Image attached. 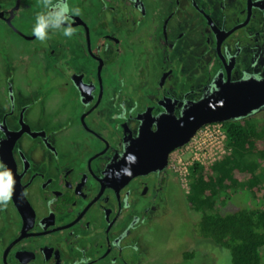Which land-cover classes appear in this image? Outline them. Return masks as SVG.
I'll return each mask as SVG.
<instances>
[{
  "label": "flooded vegetation",
  "instance_id": "obj_1",
  "mask_svg": "<svg viewBox=\"0 0 264 264\" xmlns=\"http://www.w3.org/2000/svg\"><path fill=\"white\" fill-rule=\"evenodd\" d=\"M68 3L75 35L40 42L42 0H0V264H162L173 154L208 119L264 115V0Z\"/></svg>",
  "mask_w": 264,
  "mask_h": 264
},
{
  "label": "trees",
  "instance_id": "obj_2",
  "mask_svg": "<svg viewBox=\"0 0 264 264\" xmlns=\"http://www.w3.org/2000/svg\"><path fill=\"white\" fill-rule=\"evenodd\" d=\"M221 124L228 153L210 165L194 162L189 166L185 204L199 214L193 232L209 245L224 248L230 264H263L264 209L242 206L221 212L238 189V193L244 188L264 197V171L258 172L260 162H264V115L258 121ZM195 252L187 250L183 258L191 259Z\"/></svg>",
  "mask_w": 264,
  "mask_h": 264
},
{
  "label": "rangeland",
  "instance_id": "obj_3",
  "mask_svg": "<svg viewBox=\"0 0 264 264\" xmlns=\"http://www.w3.org/2000/svg\"><path fill=\"white\" fill-rule=\"evenodd\" d=\"M188 154L189 153H186L184 147L173 154L175 159V169L178 175V171L182 169L184 162L189 158ZM180 159L181 161L178 163V160ZM263 171L264 162H260L258 172L262 173ZM183 188L186 189V185H183ZM241 191V193H238V189L234 192L236 193L235 198L231 200L232 202H230V204L224 208L225 211L221 213H229L242 206L264 209V197L261 196V193L253 194L247 192L244 188ZM181 211L182 212L179 213V216L175 217L174 214L173 218L164 220L160 235L161 238L157 244V248L159 246L161 251L164 249V239H166V246L170 245L171 247L168 249L170 251L167 250V253L163 254L162 264H230V256L224 248L222 249L217 245H209L211 243L208 244V241L203 240L193 232L192 225L199 219V214L194 210L189 209L186 204L181 205ZM187 250L196 251L194 257L188 260L183 258V253ZM164 252L166 251L164 250ZM263 252L264 248L260 250L262 263L264 264Z\"/></svg>",
  "mask_w": 264,
  "mask_h": 264
},
{
  "label": "clouds",
  "instance_id": "obj_4",
  "mask_svg": "<svg viewBox=\"0 0 264 264\" xmlns=\"http://www.w3.org/2000/svg\"><path fill=\"white\" fill-rule=\"evenodd\" d=\"M78 15L80 10L70 6L68 0H42V10L34 17L32 34L40 42L47 41L56 30L62 31L63 36L71 38L75 35V29L72 27L73 16ZM134 162V157L128 161L129 164ZM14 185L12 170L0 161V204L11 201Z\"/></svg>",
  "mask_w": 264,
  "mask_h": 264
},
{
  "label": "built area",
  "instance_id": "obj_5",
  "mask_svg": "<svg viewBox=\"0 0 264 264\" xmlns=\"http://www.w3.org/2000/svg\"><path fill=\"white\" fill-rule=\"evenodd\" d=\"M225 137V131L221 122H211L201 127L197 135L188 145L184 146L186 153H189V158L178 172L182 184L186 185V189L188 186L189 166L192 163L198 162L201 165H210L228 153ZM180 161L181 159L178 160V163Z\"/></svg>",
  "mask_w": 264,
  "mask_h": 264
},
{
  "label": "water",
  "instance_id": "obj_6",
  "mask_svg": "<svg viewBox=\"0 0 264 264\" xmlns=\"http://www.w3.org/2000/svg\"><path fill=\"white\" fill-rule=\"evenodd\" d=\"M263 86V85H262ZM258 100L255 101V104H254V110H258L260 109L263 105H264V87H261L259 86L258 88ZM256 100V99H255ZM257 102V103H256ZM239 105V100L238 99H228L226 100V104H221V105H216V106H220L221 108H225L227 110H232L235 108V106H238ZM234 117L233 116H215L211 119H208L206 120V122L204 123H211V122H225L227 119H233ZM189 141V139L187 138L186 140H183L182 142H180L178 144V146L176 147H179V146H183L184 144H186L187 142Z\"/></svg>",
  "mask_w": 264,
  "mask_h": 264
}]
</instances>
